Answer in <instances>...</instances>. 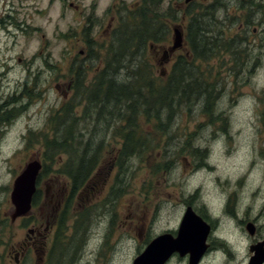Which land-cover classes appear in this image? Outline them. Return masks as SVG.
Wrapping results in <instances>:
<instances>
[{"label":"rangeland","instance_id":"obj_1","mask_svg":"<svg viewBox=\"0 0 264 264\" xmlns=\"http://www.w3.org/2000/svg\"><path fill=\"white\" fill-rule=\"evenodd\" d=\"M12 1L20 7L31 0ZM59 1L50 5L48 0H43L44 6L38 3L40 8L45 7L38 15L30 14L32 9L26 8L13 14L19 19L16 22L27 25V28L23 25L17 28L15 35L1 31L0 27V104L7 102L16 108L11 124L0 128V264H32L33 255L28 252L18 256L16 263L12 249L19 250L32 224L37 227L40 222L63 218L62 213L57 215L52 210L54 205L48 199L46 204L42 203L47 187L50 191L59 192L63 186L61 183L70 181L58 167L59 155L65 156L66 152L62 148L53 149L54 154L44 158L43 140L38 135L48 131L49 142L59 144V139H54L49 129L50 117H54L63 101L55 85L66 84L70 78H75L70 75V68L78 64L82 66L81 83L90 88L106 64L115 62L107 56L106 50L112 35L124 29L122 17L127 10H136L140 5V0H71L79 7L73 10L64 0ZM194 1L195 5L185 4L183 0H164L160 9L171 5L179 9L178 14L182 10L200 14V6L213 7V17L204 19L208 25L198 36L200 45L208 50L204 56H196L190 61V56L194 55L187 43L185 50L176 51L163 66L168 76L176 61L187 52V65L191 62L197 78L217 83L215 99L205 100L202 96L198 100L187 101L188 105L173 104L172 109L166 108L161 112L160 119L153 114H139L141 108L135 112L129 110L133 112L130 117L137 118L139 126V130L132 133V140L136 141L139 136L143 138L139 148L122 156V161L118 162L120 166L103 184L105 196L100 188H96L95 199L89 202L74 200L64 214L67 226L62 235L66 234L68 239L62 241L59 238L57 242L63 253L73 256V264H129L137 244L130 242V232H135L143 223L146 227L155 214L161 213L163 218L172 219V222L179 219L186 202L198 209L205 204L214 218L222 215L231 198L234 201L232 190L237 185L244 189L239 194L240 202L251 206L247 216L260 225L264 234V0ZM2 10L0 7V16ZM90 12L93 14L88 20L89 27H85L87 20L82 15ZM26 15L29 16L25 18ZM108 16L114 18L111 31L104 29ZM187 16L168 23L169 34L164 43H158L151 49L147 44L145 50L130 59L122 61L120 58L122 67L107 71L112 81L111 102H101L96 110L92 104L86 106L87 99H75L76 91L73 87L70 89V98L65 103L74 108L69 107L70 119L65 124L75 126H65L60 139L68 129L69 139H83L73 144L80 150L71 160H84L88 173L93 166L111 163L114 150L120 146L114 143L113 137L122 139L123 147L132 143L130 140L126 142V128L130 127L132 131L134 126H129L127 117L122 115L128 113V104L122 99L120 83L136 80L141 86L143 80L155 79L159 84L167 81V76L159 75L160 66L156 60L161 56L162 48L171 41L172 25L181 24L186 31L190 14ZM34 27H40V30L35 31ZM81 27L89 30H80ZM201 39L209 42L203 44ZM115 87L120 88V92L114 93ZM87 95L92 97L94 92L88 89ZM83 106L94 113L104 111V115L98 116L100 121H95L94 116L87 118L88 129L78 128L83 124L82 119L77 124L74 120L82 115L87 122L86 117L90 114L82 112ZM118 115H122L120 121L124 124L122 136L104 125V121L108 124L114 122L112 119ZM55 120L57 124L60 119L56 117ZM30 132L32 135L27 140ZM36 157L42 164L36 178L38 201L27 215L17 216L11 221L13 182L29 160ZM79 162L80 165L82 161ZM164 205L168 209L164 210ZM52 212L57 216L52 217ZM163 213L167 216L164 217ZM234 222L233 219L222 227L224 237L234 248L233 258L226 262L229 257L217 253L214 259L209 256L208 260L217 264H243L247 247L237 242L236 232H239L233 228ZM43 227L40 226L41 229ZM144 227L141 228L142 235H146ZM243 239L247 241L248 237L243 236ZM236 243L240 246H235ZM52 245L53 242L48 245L50 254L47 257L54 255ZM205 264H209L207 260Z\"/></svg>","mask_w":264,"mask_h":264},{"label":"flooded vegetation","instance_id":"obj_2","mask_svg":"<svg viewBox=\"0 0 264 264\" xmlns=\"http://www.w3.org/2000/svg\"><path fill=\"white\" fill-rule=\"evenodd\" d=\"M48 1L50 5L56 3V0H48ZM64 1L66 2L67 6H69L70 9L73 10L79 9L78 5L74 4L73 1L71 0H64ZM59 2L61 1L58 0V3ZM65 2H63L64 8L66 7ZM38 3L41 6H44L43 0H31L27 2L25 5H21L20 7L15 6L12 0H0V7L1 9H3L2 14L0 16V27L2 29L1 31L5 30L8 31L7 32L8 34L15 35L17 28H20L21 25H23V28H27V25L24 22L23 23L16 22L18 18L14 17L13 14H16V12L19 11L20 9L24 10V8H26V9H32L30 14L38 15L39 13H42L45 9V7L40 8L38 6ZM58 8L61 9L62 6H59ZM90 14H93V12L82 15V17L85 20H87V25L85 27H89L88 20ZM28 16L29 15H26L25 18ZM112 19H114L112 16H108V20L106 21L104 27L106 31H111L113 29V25H112L113 22H111ZM12 20H14V22H12ZM9 28L12 29L10 30ZM35 28L36 27H34V29ZM38 30H40V27L35 29V31ZM80 30H83V27H81ZM85 30H89V29L87 28L84 29L83 31ZM44 37L45 36L42 33V38L44 39ZM185 49L186 47H183L182 50ZM39 51H41V49H39ZM172 55H170V57ZM74 80H75L74 78L73 79L70 78L66 82V84L62 82L61 84L55 85V88L58 90V92H60L61 96L63 97L61 106L58 108L59 110L58 119H60V124H59L60 128H62L63 126H66L67 128L75 126L74 124H70V125L65 124V122L69 121L70 117L68 115L63 116V114L61 113L62 110L69 111L70 109L68 106L65 107V105H67L65 102L70 98L69 92L70 89L73 87ZM120 85H122V83H120ZM71 108L74 107L71 106ZM87 111H88L87 109L85 110L82 107L83 113H86ZM92 116H94L95 121L96 120L99 121L98 117H96L95 114L92 113V110H90V115H88L86 119ZM117 118L119 122H116V117H115V119L114 118L112 119L114 122L108 124V122L104 121L105 123L104 125L106 128H113L115 131H118V135L122 136V126H124V124H122V122L120 121L122 120V115H118ZM74 120L76 121V124L79 122L78 117H75ZM81 122L83 124L78 128H82V129L89 128L88 119L87 122H85L84 118H82ZM92 122H94V119ZM82 140L83 139H73V138L59 139L57 140V142L59 144L66 143L67 145H73L81 142ZM113 141L116 145L120 144V146L118 149L114 150L113 159L108 166H105L102 163H100L97 167L93 166L90 172L87 174L88 176L86 181L84 183H81V186H79L75 192H73L72 190L74 185H71V183L69 182H66L65 184L64 182L61 183V185L63 186L62 187L60 186L59 192L50 191L51 189L47 187L45 194L43 196L42 203L46 204V200L48 199L49 203L50 204L53 203L54 205V209L52 208V210L55 211L57 215L62 213L64 218L65 217L64 214L66 210L68 209V207L72 206V202L74 200L77 201L78 199L82 202H89L95 199L97 195V192L95 191L96 188H100L99 191H101V194L105 196L106 192L103 189V184H105L106 181L109 179V177L113 175L115 169L119 165L118 162L122 161V139L120 138L117 139L116 137H113ZM64 158L65 156H63L62 154L59 155V160H58V167L62 170L64 177H66V175L68 174L67 171H69V167H73V168L84 167V164L82 163L80 165L78 164L80 163L79 161L76 160L67 161L68 158L66 159ZM57 173H58L57 175L60 176L59 171ZM50 176L51 174L48 175V177ZM58 184H60L59 181ZM100 184L101 186H99ZM242 190H244L243 187L241 188L239 186L232 190L233 191L232 194H234V198H233L234 201L231 198V201L226 204V210L224 211V213L222 215H217L215 218L212 216V213L209 211V209L206 207L205 204H202L200 209H198L197 206L194 207L189 202H186L182 207L179 219L174 220L173 222L172 219L170 220L169 218L166 219L163 218L161 216V213L155 214L152 217L150 223H148L146 227H144V223H143L141 224L140 228L136 229L135 232L129 233L130 242H132V244L137 243L135 246L136 250L133 252L129 264H134L139 257L144 255L143 253L151 245L153 246L151 248V251L146 257H142L140 259L141 260L140 264H205L206 260L208 261L209 264H217L213 260L207 259L209 256H212L214 259L216 257L215 254L217 253L220 254L222 253L228 256L229 258L226 260V262H228L234 256V251H233L234 248L231 244H229V242L224 237L222 227L224 225H229L228 222H231L233 219L235 220L233 224V228L240 233L239 236L242 238L243 236L248 237L246 241V247L248 253L245 257V260L243 261V264H264V234L261 233L260 231V225L257 222H255L253 218L251 219L247 216L248 211H251V206L250 203L244 204L243 201L240 202L241 197H239V194L242 192ZM248 191L245 192L247 193ZM223 194L226 195L225 193ZM33 202L34 200H32V203ZM164 207H165L164 210L168 209L165 205ZM188 208H190L192 212L195 213L200 218L201 222L194 220L191 222L192 224L188 223L186 230H188V228L190 229L188 231L185 230L184 231L185 234L182 235L179 233L181 226L185 221L184 215ZM237 208L240 209L237 210ZM49 211L51 210L49 209ZM51 215L52 217L57 216L54 214V212H52ZM163 216L164 217L167 216V213H163ZM63 218L61 219L52 218V222L48 220H46L44 223L40 222L37 227H35L34 224H32L27 229L28 233H25V238L19 250H16L15 248L12 249L16 263L19 261L18 256L24 255L25 253L28 252L29 254L33 255L34 259L33 258L31 259L32 264H35L36 262L38 264H53L54 262L55 264H73L74 261L73 256L68 257L65 253H63L62 248L57 242L59 238H62V241H64V238L68 239L66 234L62 235L65 226H67V221L63 220ZM173 224H175V227L172 226ZM41 225H44L42 229L40 228ZM190 225L192 227H190ZM143 227H144V234L146 235L140 234L142 232L141 228ZM258 232H260L261 234L258 235ZM201 233H204V235H201ZM52 242H53L52 249L54 255L52 254L50 257H47V255L50 254V249L47 248L48 245L51 246ZM235 246H240V244L236 243ZM121 249L122 247H119V250ZM86 261L87 262L89 261L88 258H86Z\"/></svg>","mask_w":264,"mask_h":264},{"label":"trees","instance_id":"obj_3","mask_svg":"<svg viewBox=\"0 0 264 264\" xmlns=\"http://www.w3.org/2000/svg\"><path fill=\"white\" fill-rule=\"evenodd\" d=\"M163 2L164 0H140V5L136 10H127V14L122 17V27L124 29L122 32L112 35V41L108 45L109 49L106 50L107 56L113 58L115 62H108L106 64V67H104L95 76L94 82L91 84L90 88L81 83V75L83 74H81L80 68L82 69V66H78V64H76L70 68V75L75 77L73 83V89L76 91L75 99L78 101L87 99L88 104H86V106L92 104L94 107L96 106V110L97 107L101 105V102H103L102 104H105L107 101L111 102L113 99L112 81L109 78L110 74L107 73V71H112L116 68L122 67L120 58H122V61L125 58L130 59V57L139 51L145 50L147 44L149 47L150 44L154 46L158 45V43H164L163 40L169 34L168 23L173 20H182L183 17L187 18L188 14H190V16L188 18V22L186 23V31L184 30V41L185 43H188L190 50L194 55L193 57L190 56V61L195 60L196 56L205 55L208 48L204 45H200L198 36L200 35V31L208 25L204 19L208 18V16L211 18L213 17V7L200 6L202 9L200 14H193L185 10H182L181 14H178L179 9L172 7L171 5H167L164 10H161L160 7ZM190 3L195 5L196 1ZM208 10H210L211 13H208ZM187 30L189 31V34ZM213 38H215L214 31ZM187 39H189V41H187ZM201 41L203 42L204 39H201ZM208 42V40H205L203 44H207ZM88 55L90 56V52H88ZM93 56L96 57L97 54H94ZM187 56L188 55H181L178 61L174 64L172 71L167 76V81L163 84H159V82L155 79L148 81L143 80V85L141 86L137 85L136 80L130 83H122L121 86L117 84L121 87L122 99L127 101L128 104V113H122V115L127 117L129 126H134L132 131L129 129L130 127L126 128L125 133H128L125 136L126 142H129L130 140L132 143L125 144L124 147L122 146V156L130 155L134 148H139L142 143L141 140H143L141 136H139V138L134 142L132 140V133H136L139 130V126H137V118L134 119L130 116H133V112L137 109L141 108L139 114H153L152 116L160 119L161 112L166 108L172 109L173 104H176L177 106L181 103L188 105L189 103L187 101H191L193 98L198 100L202 96H205V100L208 98L211 100L213 99L214 101L215 96L213 95L215 93V86L217 83L215 81L207 82L202 78L198 79L197 72H194V66H192L191 62L187 65V62H189L187 61ZM85 60L88 59L85 58ZM133 76L136 77L137 75L133 74ZM88 89L89 91L94 92V95L92 96L94 98L90 96L88 97ZM116 91L120 92V88L115 87L114 93ZM83 108L85 110L87 109L90 114L89 108L84 106ZM129 110H133V112ZM65 113H67V111L63 110V114ZM92 113H94L93 110ZM94 114L98 117L99 115H104V111H95ZM15 116L16 108L14 105H9L7 102L0 104V128L10 125ZM56 117L57 111L54 117H50L51 125L49 129L52 130L54 139H60V134L65 128H60L59 124H56ZM67 133H69V129ZM67 133L63 139H69ZM31 135L32 133H28L27 138H30ZM38 135L43 140L42 154L46 159H48V155L54 154L53 149L57 148H62L63 151L66 152V156L68 158L67 161H73L71 160L72 156L79 152L78 149L80 148L77 145L50 143L48 140V131L39 132ZM79 161H82V164L85 165L84 160L80 159ZM67 172L68 174L66 176H68L71 185H74L72 190L75 192L76 189L81 186V183L86 181L88 171H86L84 167H71ZM33 197L34 203L36 204L38 201L36 193Z\"/></svg>","mask_w":264,"mask_h":264},{"label":"water","instance_id":"obj_4","mask_svg":"<svg viewBox=\"0 0 264 264\" xmlns=\"http://www.w3.org/2000/svg\"><path fill=\"white\" fill-rule=\"evenodd\" d=\"M189 1H191V0H184L185 3H188ZM182 45H183V28L180 24L173 25L171 28V44L167 49H165L163 51V54H162L161 60H160V64L163 61L167 60L168 54L173 53L176 49L182 47ZM40 167H41V165H40V162L38 160L30 161L25 165V167L23 168L21 173L15 178L13 185H12V190L10 193L11 202L14 205L13 210H11L9 213L11 221H14L17 216H25L30 212V210H31V199H32V195L36 189V178H37V174L39 172ZM184 220L185 221L183 222L181 229H180V233H179L182 235L185 234L184 231L186 230L188 223H191L194 220L199 222L200 218L195 213H193L190 208H188L186 210L185 215H184ZM190 227H192V226L190 225ZM199 228H200V226H199ZM189 229L190 228H188V230ZM188 230H186V231H188ZM195 231H194V233H195ZM192 232H193V230H192ZM201 235H204V233H201ZM199 241H200V239H199ZM179 243H181V242H179ZM152 247L153 246L151 245L143 253L144 255L139 257L138 260L136 259L137 261H135L134 264H140V261H141L140 259L142 257H146L149 254V252L151 251Z\"/></svg>","mask_w":264,"mask_h":264},{"label":"clouds","instance_id":"obj_5","mask_svg":"<svg viewBox=\"0 0 264 264\" xmlns=\"http://www.w3.org/2000/svg\"><path fill=\"white\" fill-rule=\"evenodd\" d=\"M172 226L175 227V224H173ZM236 240L239 241V243H240L241 245L246 244V241H245L242 237L239 236V233H237ZM240 250L242 251V247H241Z\"/></svg>","mask_w":264,"mask_h":264}]
</instances>
